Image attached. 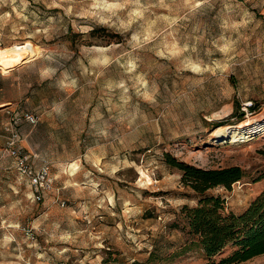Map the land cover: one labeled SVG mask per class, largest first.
<instances>
[{
    "label": "rangeland",
    "instance_id": "obj_1",
    "mask_svg": "<svg viewBox=\"0 0 264 264\" xmlns=\"http://www.w3.org/2000/svg\"><path fill=\"white\" fill-rule=\"evenodd\" d=\"M23 44L40 56L0 71V264L229 256H173L189 239L174 224L201 197L166 155L244 170L230 190L207 192L227 214L264 191V126L238 142L216 137L264 120V0H0V49ZM12 130L23 154L51 167L54 190L40 201L9 153Z\"/></svg>",
    "mask_w": 264,
    "mask_h": 264
},
{
    "label": "trees",
    "instance_id": "obj_2",
    "mask_svg": "<svg viewBox=\"0 0 264 264\" xmlns=\"http://www.w3.org/2000/svg\"><path fill=\"white\" fill-rule=\"evenodd\" d=\"M166 159L182 173L184 185L201 197L197 206H184L181 224H174L189 238L186 246L174 257L185 254L193 247L202 250L207 258L216 257L226 248H231L232 253L223 258L220 264H241L264 255V191L241 215L225 213V200L221 196L207 194L217 187L230 190L245 178L244 170L238 166L203 169L177 162L169 155H166ZM263 178L264 175L257 181ZM154 257L152 253L148 261H153Z\"/></svg>",
    "mask_w": 264,
    "mask_h": 264
},
{
    "label": "built area",
    "instance_id": "obj_3",
    "mask_svg": "<svg viewBox=\"0 0 264 264\" xmlns=\"http://www.w3.org/2000/svg\"><path fill=\"white\" fill-rule=\"evenodd\" d=\"M24 119L33 126L39 121L35 114H25ZM14 123L17 125V120ZM12 133L14 139L9 144V153L15 161L17 171L28 182L33 199L40 201L44 195L54 190V178L51 173V167L47 163L37 165L35 163L36 157L33 159L32 156L23 154L20 148L16 146L18 136L13 130Z\"/></svg>",
    "mask_w": 264,
    "mask_h": 264
},
{
    "label": "bare ground",
    "instance_id": "obj_4",
    "mask_svg": "<svg viewBox=\"0 0 264 264\" xmlns=\"http://www.w3.org/2000/svg\"><path fill=\"white\" fill-rule=\"evenodd\" d=\"M38 48L31 45H15L9 48L0 49V71L11 72L17 68L28 64L40 56ZM264 126V120L246 121L240 125L220 129L216 132L219 140L231 139L232 142H238L249 138V132L257 131Z\"/></svg>",
    "mask_w": 264,
    "mask_h": 264
}]
</instances>
